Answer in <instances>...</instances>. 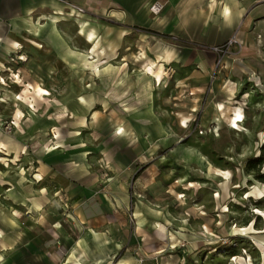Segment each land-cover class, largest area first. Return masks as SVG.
Returning <instances> with one entry per match:
<instances>
[{
  "label": "crops",
  "instance_id": "obj_1",
  "mask_svg": "<svg viewBox=\"0 0 264 264\" xmlns=\"http://www.w3.org/2000/svg\"><path fill=\"white\" fill-rule=\"evenodd\" d=\"M69 1L0 0V264H154L173 221L145 196L175 132L242 114L264 0Z\"/></svg>",
  "mask_w": 264,
  "mask_h": 264
},
{
  "label": "rangeland",
  "instance_id": "obj_2",
  "mask_svg": "<svg viewBox=\"0 0 264 264\" xmlns=\"http://www.w3.org/2000/svg\"><path fill=\"white\" fill-rule=\"evenodd\" d=\"M258 40L261 73L244 74L231 98L242 113L238 126L228 120L211 131L192 126L175 132L166 147L165 180L145 197L169 215L174 235L171 251L154 264H264V185L243 170L263 139L264 35ZM165 75L171 77L170 68ZM170 83L161 80L157 89Z\"/></svg>",
  "mask_w": 264,
  "mask_h": 264
},
{
  "label": "built area",
  "instance_id": "obj_3",
  "mask_svg": "<svg viewBox=\"0 0 264 264\" xmlns=\"http://www.w3.org/2000/svg\"><path fill=\"white\" fill-rule=\"evenodd\" d=\"M57 2H60L64 4L71 12L77 14V15H83L86 13V10L77 5L76 3L69 1V0H55ZM161 5L155 4L151 10L154 14H159L161 12ZM244 49V45L242 42H240L236 36H233L224 46L221 47H214L211 50L217 55L218 61H217V67L221 65L223 60L226 57L234 56L239 57ZM9 132H11L10 128H7Z\"/></svg>",
  "mask_w": 264,
  "mask_h": 264
},
{
  "label": "trees",
  "instance_id": "obj_4",
  "mask_svg": "<svg viewBox=\"0 0 264 264\" xmlns=\"http://www.w3.org/2000/svg\"><path fill=\"white\" fill-rule=\"evenodd\" d=\"M263 123L264 118L262 120V124ZM260 132L263 133V139L259 146V155L249 157L245 162L243 170L248 176H253L256 182L264 185V124L262 125ZM250 221L251 219L248 220V225ZM249 246L250 242H248V247ZM189 264H195V262L189 259Z\"/></svg>",
  "mask_w": 264,
  "mask_h": 264
},
{
  "label": "bare ground",
  "instance_id": "obj_5",
  "mask_svg": "<svg viewBox=\"0 0 264 264\" xmlns=\"http://www.w3.org/2000/svg\"><path fill=\"white\" fill-rule=\"evenodd\" d=\"M242 115L241 114H238L237 115V118L234 120L235 121V125H234V127H237L238 125H237V122H240L242 119V117H241Z\"/></svg>",
  "mask_w": 264,
  "mask_h": 264
}]
</instances>
